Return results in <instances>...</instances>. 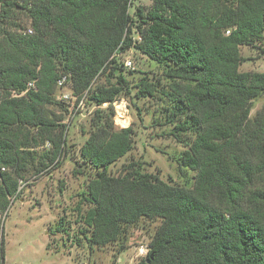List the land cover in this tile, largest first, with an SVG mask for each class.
I'll use <instances>...</instances> for the list:
<instances>
[{"label": "trees", "instance_id": "16d2710c", "mask_svg": "<svg viewBox=\"0 0 264 264\" xmlns=\"http://www.w3.org/2000/svg\"><path fill=\"white\" fill-rule=\"evenodd\" d=\"M21 18L32 32L20 31ZM263 43L264 0H0L1 222L20 182L68 154L63 121L71 110L56 98L66 76L77 101L89 95L97 106L79 149L81 163L97 170L83 192L91 246L159 220L137 264H264V106L251 116L264 72L240 69L241 47L264 52ZM131 49L165 72L160 92L172 133L190 135L178 138L186 147L179 164L195 172L190 185L139 164L108 172L134 147L133 128L116 129L113 120L114 102L134 89L123 60ZM104 75L107 83L92 88ZM136 86V96L157 91L145 78Z\"/></svg>", "mask_w": 264, "mask_h": 264}, {"label": "rangeland", "instance_id": "374dc122", "mask_svg": "<svg viewBox=\"0 0 264 264\" xmlns=\"http://www.w3.org/2000/svg\"><path fill=\"white\" fill-rule=\"evenodd\" d=\"M134 3L148 6L152 0H134ZM20 21L23 25L20 31L29 28L26 18ZM261 47L264 48V43ZM241 53L246 58L240 66L241 71L264 72V52L261 49L242 46ZM125 57L134 60V68L125 69L134 89L130 95L123 94L114 103L113 120L116 129L133 128L134 147L111 164L108 172L114 176L122 175L130 164H139L144 172L158 175L172 185L192 184L195 172L179 164V157L186 147L178 140H188L190 135L177 137L172 133L175 125L168 117L169 103L160 92L168 85L163 68L134 49L126 52ZM143 78L157 89L153 96L146 92L135 95L139 90L136 85ZM99 83H107L106 75L95 81L92 88ZM67 86L72 94L71 84ZM56 98L61 99L59 93ZM77 99L74 95L65 100L71 110L63 121L68 124V154L60 164L22 180L21 192L12 199L8 216L1 222L0 215V237L4 233L6 264H137L146 255V248L160 223L159 220L143 219L128 228L116 243L103 247L89 244L83 234L88 227L82 216L89 208L83 192L97 170L81 163L79 149L92 129L91 120L97 106L91 103L89 95L82 101ZM107 106V103L103 105ZM263 106L264 93L253 101L251 116ZM45 147L49 148L50 144Z\"/></svg>", "mask_w": 264, "mask_h": 264}, {"label": "built area", "instance_id": "2783aa9c", "mask_svg": "<svg viewBox=\"0 0 264 264\" xmlns=\"http://www.w3.org/2000/svg\"><path fill=\"white\" fill-rule=\"evenodd\" d=\"M29 32H32V30H29ZM227 33H229V31H227ZM124 64L126 67L128 68H134V60L131 57H125L124 59ZM68 79L66 76L62 77L59 81H58V88L60 90V98L61 99H65V100H70L71 98L74 97V94H70L68 92ZM30 85L32 86L33 83H30ZM83 100V99H82ZM81 100V101H82ZM115 103V102H114ZM106 104V103H105ZM126 111H127V107H125ZM127 127V126H126ZM148 252V248H146V254Z\"/></svg>", "mask_w": 264, "mask_h": 264}, {"label": "bare ground", "instance_id": "6f19581e", "mask_svg": "<svg viewBox=\"0 0 264 264\" xmlns=\"http://www.w3.org/2000/svg\"><path fill=\"white\" fill-rule=\"evenodd\" d=\"M123 124H125L126 121H121Z\"/></svg>", "mask_w": 264, "mask_h": 264}]
</instances>
